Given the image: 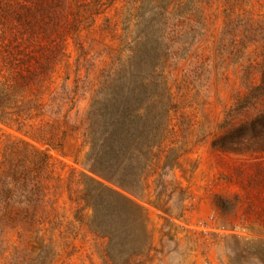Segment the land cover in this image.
Segmentation results:
<instances>
[{
    "label": "rangeland",
    "instance_id": "374dc122",
    "mask_svg": "<svg viewBox=\"0 0 264 264\" xmlns=\"http://www.w3.org/2000/svg\"><path fill=\"white\" fill-rule=\"evenodd\" d=\"M142 2L69 0L75 28L52 71L0 97V264H264V151L236 144L264 123V89L246 100L264 86V0H171L168 57L147 73L123 30ZM105 92L130 114L131 191L86 162Z\"/></svg>",
    "mask_w": 264,
    "mask_h": 264
},
{
    "label": "trees",
    "instance_id": "16d2710c",
    "mask_svg": "<svg viewBox=\"0 0 264 264\" xmlns=\"http://www.w3.org/2000/svg\"><path fill=\"white\" fill-rule=\"evenodd\" d=\"M146 1L151 4L147 12L130 13L123 22V30L130 36L127 45L131 46V66L135 63L145 73L159 71L166 63L169 48L166 45V35L161 34L163 30L166 32L168 28L171 29L174 12L171 0L144 2ZM71 18L73 15L69 0H0V97L6 105L16 102L19 91L25 90L41 76L52 71L63 54V43L68 29L75 28ZM169 33L167 30L168 35ZM134 80L131 82L143 86L145 92L151 88L148 80ZM103 86L109 90L113 85L108 83ZM123 89L126 91L125 86L115 90ZM262 89L263 85L252 87L246 100L259 95ZM116 95L108 98L110 96L105 92L102 103L97 99L91 104L86 132L91 149L86 162L89 164V171L94 175L131 191L138 172L132 164L124 160L122 150L126 138L122 133L118 134V125L125 126L130 114L120 108V100L116 98L120 94L116 92ZM106 102V109H102L101 113L99 108ZM242 104L239 101L236 106ZM2 105L0 101V108ZM109 116H114L115 122L114 117ZM242 130L250 132L238 137L237 145L251 147L255 143L257 146L261 145L259 149L264 151V123L258 124L256 119L249 128L240 129L239 132ZM215 145H218L217 142ZM111 153L115 155L114 161L110 158ZM88 179L98 185L102 183L94 177ZM91 193L90 188L85 189V196L89 197Z\"/></svg>",
    "mask_w": 264,
    "mask_h": 264
}]
</instances>
